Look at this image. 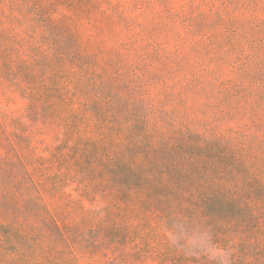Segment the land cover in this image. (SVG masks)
<instances>
[{
  "label": "rangeland",
  "instance_id": "1",
  "mask_svg": "<svg viewBox=\"0 0 264 264\" xmlns=\"http://www.w3.org/2000/svg\"><path fill=\"white\" fill-rule=\"evenodd\" d=\"M83 71L89 86L102 78L115 84L128 108H164L152 126H138L142 131L153 128L162 142L151 158L171 156L168 134L175 135L178 128L188 134L192 127L210 140L220 135L229 139L223 143L230 145L235 158L247 157L246 150L251 156V148L264 137V0H0V217L11 218L16 211L18 224L39 226L50 221L46 209H51L57 225L53 238L40 235L38 229L45 252L33 258L43 264H64L65 259L67 264H212L201 252L170 244L168 235L180 224L188 236L228 250L230 264H263L264 246L254 245L243 254L245 259H239L231 248L218 245L212 233L222 223L215 218L207 221L209 226L205 219L192 224L179 215L158 221L150 207L138 203L151 202L155 194L150 187H140V179L127 178L129 185L107 183L106 188L121 196L116 208L108 209L101 191L89 189L94 200L82 194L78 168L53 163L71 152L78 133L65 142L62 128L43 126L42 109L63 111L65 116L52 119L61 123L78 113L75 105H58L53 96L49 101L43 98L42 104L32 95L49 93L50 76L65 83L67 78L77 80L73 75ZM227 93L233 97L232 109L225 102ZM126 127L123 119L112 135H101L107 151L114 149L107 140L111 136L116 150H123L122 138L127 147L132 145L135 137ZM80 133L86 144L97 136L83 124ZM133 149L125 154L127 160L132 152L131 159L148 163L146 150ZM145 168L150 173L156 169L151 164ZM65 171L68 180L61 183L59 174ZM10 178L19 182L6 185ZM250 190L245 195L256 200L264 214L262 193L256 198ZM30 193L39 202L29 201ZM135 203L137 208H130ZM225 212L244 215L234 220L245 224L248 238L264 244V226L255 234L247 228L256 220L235 206ZM259 221L264 224V216ZM225 233L230 237L234 230ZM18 256L16 247L6 246L0 237V264L15 262Z\"/></svg>",
  "mask_w": 264,
  "mask_h": 264
},
{
  "label": "trees",
  "instance_id": "2",
  "mask_svg": "<svg viewBox=\"0 0 264 264\" xmlns=\"http://www.w3.org/2000/svg\"><path fill=\"white\" fill-rule=\"evenodd\" d=\"M84 75L85 71L75 74L73 76L78 77L77 80L67 78L65 83L55 75L50 76L49 80H51L52 87L49 86L46 90L49 93L45 96L33 94L32 99L34 101L37 97L43 104V98L49 101L53 96L58 105L68 107L75 105L74 111L78 114L73 115L72 120V116H69L66 123L52 121L53 118H56L53 116H65L63 111L54 108L42 109V116H46L42 120V124L46 128H62L65 142L73 139L72 136L77 130V138L73 139L71 152L65 153L62 159L57 156L56 162L53 163H56L59 168L79 169L77 172L79 185L83 186L81 192L85 197L94 200V196L88 193L90 188L94 193L101 191L102 194L104 193L103 198L109 201L106 207L108 209L116 208L121 198L120 193L115 189L106 188L105 185L107 183L129 185L127 178L140 179V187H150L151 190H155V194L151 202L143 199L138 203H141L145 208L150 207V213L158 221L159 219L169 220L171 217L179 215L187 223L198 224L205 219L207 224L209 219L215 218L216 222L219 220L222 224L217 223L212 237L216 239L218 245L231 248L234 251L233 255L239 259H245L243 254L254 245L264 246V244L259 243L258 239L248 238L247 231L243 229L245 224L238 225L234 220L244 215L230 216L225 212L228 207L235 206L239 213L247 214L246 217L251 221L256 220V224L247 228L255 234H258L257 231L260 230L261 226H264L259 221L264 214L259 212L260 208H258L256 200L245 195L246 190L251 189L249 193L255 192L256 198L259 192L264 198V176L261 175L263 172L259 170L263 168L264 164V160H261L264 159V137L260 136L259 144L251 148L252 157L250 150H246L245 155L248 158L244 156L235 158L230 150V145L223 143L224 139L226 142L229 141L224 136H216L214 137L216 139L210 140L207 138L208 134L201 133L197 128H190L188 134L187 131L178 128L175 135L168 134L169 143L166 147L171 156L160 159L154 156L155 159H153L151 157L162 142L157 141L156 131L153 128L151 130L145 127L142 131L140 128L138 129V126H152V122H155L156 117L163 113L164 108L159 105L156 107L149 106L144 108V113L128 108L130 104L123 105V96L115 92V84L102 78L100 82L94 80L89 86L85 82ZM90 87L93 88L90 89ZM225 93L221 92L220 94ZM231 96L230 93L225 95V102L229 104L227 108L230 109L233 106V97ZM86 112H89L90 115H85ZM1 117L4 118L2 115ZM123 119L127 131L132 135L131 138L135 137L134 141L131 146L127 147L124 144L126 139L122 138L123 150L119 151L116 150L115 136H111L107 140H109V146L114 149L107 151L103 146L102 140L104 139L101 138V135H112L117 130L118 123ZM82 124L91 127L93 135H97L93 137L91 143L86 144L82 139L80 133ZM118 130L120 134V128ZM13 133L16 134V130ZM165 139V136L161 139L164 144H166ZM145 143L147 144L144 145ZM140 146L142 150L147 151V158L145 159H148V163L138 161L136 158L131 159L132 152L130 159L125 158V154L128 155L133 147ZM64 148H68V145H64ZM71 153L76 157L74 161ZM147 164L155 166L154 173L146 170ZM255 171L257 172L255 173ZM25 173L28 174V171L25 170ZM68 174L67 171L59 174L61 183L68 180ZM22 180L25 179L22 177ZM18 182L19 180L10 178L6 185H15ZM103 187L106 188L104 192ZM29 196V201L39 202L38 196L33 195V193H30ZM7 198L5 194V199ZM138 203L131 205L130 208L136 209ZM109 213L111 214V211ZM15 214L16 211H13L11 218L0 217V230L9 229L7 234L0 231V237H4L6 246L16 247V252L19 255L17 261H9L8 264H43L41 260L33 258L34 253L45 252V246L39 241L38 229L41 230L40 235L53 238L57 231L54 213L51 209H46L50 221L45 220L39 226L18 224L19 221L15 219ZM224 217L229 220L223 221ZM108 219L106 218V221ZM50 222L52 226L49 225ZM100 223L101 221L97 220L96 224L100 225ZM224 223H228L229 227H224ZM44 225L46 229L45 232H42ZM207 226L209 225L207 224ZM233 230L234 234L228 237L229 234L225 232L231 233ZM50 232L52 233L49 235ZM73 263L75 262L70 261V264ZM51 264L58 263L55 261ZM64 264H67L66 259Z\"/></svg>",
  "mask_w": 264,
  "mask_h": 264
},
{
  "label": "clouds",
  "instance_id": "3",
  "mask_svg": "<svg viewBox=\"0 0 264 264\" xmlns=\"http://www.w3.org/2000/svg\"><path fill=\"white\" fill-rule=\"evenodd\" d=\"M173 228L176 231L170 232L168 235L171 245L177 246L181 250L187 249L189 253L201 252L212 264H230L231 253L228 250L208 243L205 238L195 235L188 236L180 224L174 225ZM181 240L184 241V244L180 243Z\"/></svg>",
  "mask_w": 264,
  "mask_h": 264
}]
</instances>
